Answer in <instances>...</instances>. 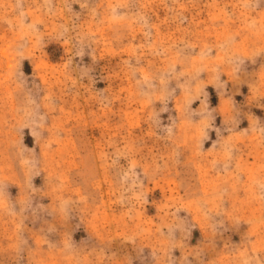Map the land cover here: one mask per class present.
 Instances as JSON below:
<instances>
[{
	"label": "rangeland",
	"instance_id": "rangeland-1",
	"mask_svg": "<svg viewBox=\"0 0 264 264\" xmlns=\"http://www.w3.org/2000/svg\"><path fill=\"white\" fill-rule=\"evenodd\" d=\"M0 264H264V0H0Z\"/></svg>",
	"mask_w": 264,
	"mask_h": 264
}]
</instances>
